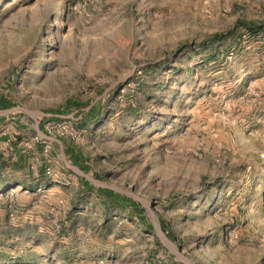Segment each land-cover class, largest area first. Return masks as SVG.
<instances>
[{
    "label": "rangeland",
    "instance_id": "374dc122",
    "mask_svg": "<svg viewBox=\"0 0 264 264\" xmlns=\"http://www.w3.org/2000/svg\"><path fill=\"white\" fill-rule=\"evenodd\" d=\"M0 101V264H264V0H0Z\"/></svg>",
    "mask_w": 264,
    "mask_h": 264
},
{
    "label": "crops",
    "instance_id": "0c3cea01",
    "mask_svg": "<svg viewBox=\"0 0 264 264\" xmlns=\"http://www.w3.org/2000/svg\"><path fill=\"white\" fill-rule=\"evenodd\" d=\"M10 110L11 109L3 108L0 101V128L3 123L11 124L12 121H5L9 120V118L3 119L6 111ZM1 119L3 120L1 121ZM4 134L5 133H2L0 131V173L2 171L6 173L11 168H24L26 166V156L21 154V152L16 150L14 147H12V144L8 145L7 142H11L12 135L10 134L8 137H6V135ZM4 138H7L8 140H5Z\"/></svg>",
    "mask_w": 264,
    "mask_h": 264
}]
</instances>
